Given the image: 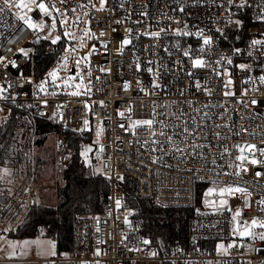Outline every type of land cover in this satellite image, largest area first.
<instances>
[{
	"label": "built area",
	"instance_id": "built-area-1",
	"mask_svg": "<svg viewBox=\"0 0 264 264\" xmlns=\"http://www.w3.org/2000/svg\"><path fill=\"white\" fill-rule=\"evenodd\" d=\"M222 3L106 0L105 10L91 9L87 20L95 35L88 49L93 50L89 86L81 95H69L37 91L40 77L34 74L33 58L42 37L14 15L15 8L9 10L0 0L4 9L0 12V57L4 58L0 88L5 89L0 105L9 109V104H23L35 118L57 126L56 166L61 170L68 167L75 152L70 139L90 132L93 162L109 183L99 212L85 210L74 219L70 250L43 257L32 245L30 255L0 252V264H264V241L241 240L232 232L236 227L232 214L237 209L240 224L253 219L264 222L258 204L264 200V164L245 161L247 171L238 169L241 153L236 147L254 144L264 148V83L259 79L264 76V44L250 46L253 39L264 41V21L258 19L264 0H248L249 6L243 8ZM235 3L239 5L240 0ZM29 16L34 22L42 18L50 23L38 9ZM178 30L203 31L213 44L201 52L202 37L178 36ZM148 33L160 35L154 38ZM125 38L130 43L119 51ZM188 50L190 56H185ZM222 56L232 63L221 60ZM194 57L208 66L194 70ZM228 80L232 83L225 87ZM154 81L160 86L153 87ZM226 92L233 95L226 96ZM252 100L259 103L253 105ZM144 120H154V124L133 127ZM185 128L194 130L195 135L187 139L197 147H187L181 155L171 150L167 137L186 147ZM255 158L264 160L259 152ZM237 171L239 175L234 174ZM213 185L240 187L250 195H226L224 208L207 209L205 194ZM45 187L27 186L24 200L38 204V191ZM125 191L161 208L192 210L184 246L157 253L149 243L143 244L147 239L142 220L128 209ZM220 198L217 193L211 195L212 201ZM252 231L264 232V228ZM216 243L235 246L218 250Z\"/></svg>",
	"mask_w": 264,
	"mask_h": 264
},
{
	"label": "trees",
	"instance_id": "trees-1",
	"mask_svg": "<svg viewBox=\"0 0 264 264\" xmlns=\"http://www.w3.org/2000/svg\"><path fill=\"white\" fill-rule=\"evenodd\" d=\"M246 19V16H244ZM247 23V20L245 21ZM249 23V21H248ZM242 33V31H239ZM49 42L40 40L34 53V74L42 77L53 65L56 53H46ZM61 51V50H60ZM30 108L23 104H9V115L0 125V163H13L11 153L6 149L14 136V129L19 126V119L27 117ZM37 143H42L46 135L58 130L53 123L33 118ZM91 133L85 132L73 136L69 145L75 150L68 167L63 172V186L58 189V202L55 206L32 204L23 221L9 234L11 239H33L39 236L52 241L55 255H62L72 248L74 219L85 210L99 212L102 202L109 192L108 180L98 170L86 166L82 157V146H91ZM90 162L95 167L91 153ZM125 200L133 216L142 220L143 234L150 241V248L157 253H164L176 246L183 247L186 239L187 221L192 210L161 208L151 200L139 199L125 191ZM201 193H197L198 202Z\"/></svg>",
	"mask_w": 264,
	"mask_h": 264
},
{
	"label": "rangeland",
	"instance_id": "rangeland-1",
	"mask_svg": "<svg viewBox=\"0 0 264 264\" xmlns=\"http://www.w3.org/2000/svg\"><path fill=\"white\" fill-rule=\"evenodd\" d=\"M49 3L54 4L57 8L65 10L70 21H74L77 14L84 11L89 13L91 9H95L92 7V4H95L96 8L100 6L99 0H91V3L89 0H67L66 4H62L60 0H49ZM81 4L86 5V7L83 9L79 8L78 6ZM72 8H77V13H71L70 10ZM30 13H28V15ZM53 15L55 16V13ZM57 19L59 20L58 17ZM81 19L82 21L87 20V17L82 16ZM40 22H43L45 25L43 29L38 30L42 37L40 40L49 42V45L46 47V53H56V49L59 48V55L55 58L53 65L42 77H40L39 84L45 80L49 81V83L46 84L47 91L42 92L47 94H69L73 91H79V95L83 94L87 91L90 80L89 56L87 63L82 65L79 69L81 73L80 77H77L72 81L73 85H75L81 83V78H83V85H86L87 87L82 86L80 89L72 87L69 89L65 87L64 84L68 77L76 76L78 69L75 60L88 54V49L92 45L93 38L87 39L85 41L86 47L80 49L78 47L80 41L76 40L70 42L64 36L65 29L58 24L57 29L52 32V37L60 35L61 40L57 44H52L51 37L45 39L50 31L49 26L51 24V19L49 24L42 18L36 21V23ZM85 26L86 25L81 22L78 26L70 25L69 30L74 31L77 37H80L83 35V29ZM87 27H90L89 23ZM66 47L69 49L76 47L77 52L68 57L66 61L67 68L61 69L58 66L61 63H65V61L62 60V57L64 55V48ZM48 49H52L53 51L50 52ZM53 70H56L58 75L55 84H53L48 77V73ZM56 85L60 86L57 87ZM1 113L3 118L0 115V125L3 124L9 115L7 105H0V114ZM33 118L34 116L30 111L27 113V117L19 119V126L14 129V136L10 139V146L6 148L11 153L10 158L14 160V162H7L8 159H6V162L0 163V252L7 255H30V253H32V245L36 246L35 251L39 256L44 257L55 254L52 241L43 238L42 231L38 237L33 239H11L9 237V234L23 221L27 210L32 205L28 204L27 200H24L23 193L27 189V186H46L38 191L39 204L44 206H55L58 202V189L64 184L62 176L65 169L61 170L56 166L55 134L49 133L46 135V138L42 143H37L36 140L39 139V137L35 135ZM81 153L84 164L92 168L95 172L97 166H95V169L89 160L91 146L88 144L83 145ZM212 188H224V186L213 185L210 186L209 189ZM221 199H224V197H221L218 201H212L211 195L206 196L205 207L207 209L224 208L226 204L221 205ZM218 245H223V248H225L231 244L229 243L228 245H225L224 243H216L217 249Z\"/></svg>",
	"mask_w": 264,
	"mask_h": 264
},
{
	"label": "snow or ice",
	"instance_id": "snow-or-ice-1",
	"mask_svg": "<svg viewBox=\"0 0 264 264\" xmlns=\"http://www.w3.org/2000/svg\"><path fill=\"white\" fill-rule=\"evenodd\" d=\"M60 2L62 4H66L67 0H60ZM89 2L91 3V0H89ZM3 3L6 7L9 8V10H11L12 8H15L17 11L14 12V15L20 20L22 21L29 29H33V30H41L45 27L43 22L40 23H36L33 21L32 17H30L28 15V13L32 12L34 9H38L39 13L44 16V17H49L51 19V24H50V31L48 33V36L45 37V39H48L49 37H51V43L52 44H57L60 40H61V36L60 35H56L54 37H52V32L55 31L57 29V26L59 24L60 27H63L65 29L64 31V36L71 42V41H76L79 40L80 43L78 45V47L80 49H83L86 47L85 41L87 39H92L94 37V33L92 32V30L90 29V27H87L89 21L88 20H83L81 19V17H87L89 15V13L87 11H84L80 14H77L75 17L74 21H70L69 20V16L66 13L65 10H62L60 8L55 7L54 4L49 3V0H3ZM106 0H99V7L96 8L95 4H92V7L95 8L97 11H103L105 10L104 6H105ZM223 3H226L227 5H229V7H247L248 5V0H240L239 5H236L235 0H223ZM223 3L221 6H223ZM79 8L83 9L84 7H86V5L81 4L78 6ZM228 9H226L227 11ZM4 9L0 8V12H3ZM71 13H77V8H72ZM180 11H183V7L180 8ZM55 13V16L53 15ZM57 17L59 18V20L57 19ZM258 19H260L261 21H264V11H262L260 13V15L258 16ZM84 23L86 26L83 29V35L80 37H77L76 33L74 31L69 30V26H78L80 23ZM116 23H121V21H116ZM235 23L237 24V26H242V21L240 20H236ZM187 27V26H186ZM130 31V30H129ZM161 31H164L163 29ZM220 31V30H218ZM178 36H190V35H196L197 37H202V46L200 48V51L203 52L205 50V47H210L213 44V39L211 37H207L204 35L203 31H199L196 33H191L189 31H177L175 33ZM104 35L103 31L100 32V36L102 37ZM149 36L151 37H158L160 35V33H148ZM130 43V40L128 38H125L122 42H121V48L119 49V51H123L124 46H126L127 44ZM264 44V41L258 40V39H253L251 41V47L256 48L258 45H262ZM103 47H107V45H103ZM21 51H24L23 49H21ZM92 49L89 50L88 54L85 55L84 57L78 58L75 60L76 66H77V72H76V76L73 77H68L66 79V82L64 84L65 87L67 88H72L75 87L76 89H80L82 86L87 87L86 85H83V78H81V83L75 84L73 85L72 81H74L77 77H80L81 73L79 71V69L81 68L82 65H85L88 61V56L92 54ZM235 51L237 53H239V49H235ZM77 52V48L73 47L71 49L69 48H64V55L62 57V60L65 61V63H61L58 67L61 69H66L67 68V64L66 61L68 59V57L70 55H73ZM24 55L27 56L28 53L24 52ZM185 56H190V50L185 51L184 53ZM4 58L0 57V61H2ZM192 59V68L198 69V68H203V67H207V63L205 60L198 58V57H194L191 58ZM221 60H226L228 64L232 63V60L230 58H228L227 56H222L220 58ZM14 63V62H13ZM239 67L241 69H245L247 67V65H239ZM102 71H105L104 69H101ZM149 71H151V69H149ZM89 75H91V73L89 72ZM189 75H192V73H189ZM217 75H219V73H217ZM224 75H228L227 71H225ZM48 77L50 78L51 82L53 84H55L56 80L58 79V75H57V71L53 70L51 72L48 73ZM260 82L264 83V76L260 77ZM29 82L31 83L32 81L29 80ZM49 83L48 80L42 81L39 85H37V91H47L46 89V84ZM232 82L231 80H228L225 87H228V85H230ZM57 87H59L60 85H56ZM160 85L158 83H156L155 81L153 82V87H159ZM196 87L199 89L201 87V85L197 82ZM125 88H127V85L125 86ZM5 91V89L0 88V93H3ZM70 95H79L80 92L79 91H73L69 93ZM210 94V91H209ZM243 95H246L247 93H242ZM226 96L229 95H233V93L231 92H226L225 93ZM4 98L2 95H0V99ZM251 103L253 105L258 104L259 102L256 100H252ZM87 123V122H85ZM154 124V120H144V121H136L133 124V127H137V126H148L149 128L152 127V125ZM184 134H185V141L184 143L186 144V147H180L178 144H176L173 140L172 137H167L168 142L171 146V150L177 153H180L181 155H183L186 150L187 147H191L193 149H195L197 147V145H195L194 143H190L187 139V137H191L195 135L194 130L192 129H188L185 128L184 130ZM99 135V133H98ZM153 135H156L155 132H153ZM160 135L163 136L165 135V133L163 131L160 132ZM217 138H219V136H217ZM201 147H203V145H201ZM237 149L239 150V152L241 153V155L237 156V160L241 161V164L238 165V169L242 170V171H247L246 168L243 167L244 162L246 161L247 163H250L252 165H257V164H264V160H258L255 158V155L257 152H259V154L261 156H264V148H257L256 145L254 144H247V145H236ZM161 151H163L164 149L161 148ZM225 151L227 152V149H225ZM248 152L249 156L245 157L243 154L244 152ZM155 162V161H154ZM235 175H239L240 171H237L236 173H234ZM257 176L261 175V173H257ZM214 192L218 193L221 197H224L226 195H234L235 193H244L246 195H250V193L247 192L246 189L240 188V187H232V186H228V187H224V188H212L209 189L208 192L205 194L206 196L212 195ZM227 203V201L225 199H221L220 200V204L221 205H225ZM258 204L261 205V210L264 211V200H260L258 201ZM117 206H119V201H117ZM245 206H248V202L247 200H245ZM241 215V212L239 209L235 210L232 214V219L233 221H236V227L233 228L232 232L234 236H238L241 240L245 239V238H250L251 240L255 241L256 239L262 240L264 241V232H259L256 233L254 231H252L253 228L255 227H260V228H264V222H261L257 219H253L251 221V223L249 224L247 221H245L243 224H240L239 221H237V217H239ZM242 229V230H241ZM143 244H148L150 243V241L148 240H142ZM235 245H229L228 247H233ZM240 247H243V244L241 243L239 245ZM223 248V245H218V250ZM154 255V253H153Z\"/></svg>",
	"mask_w": 264,
	"mask_h": 264
}]
</instances>
